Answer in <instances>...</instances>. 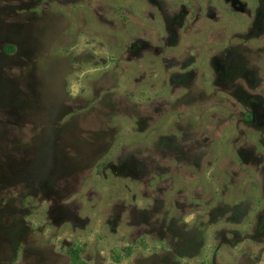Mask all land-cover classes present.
<instances>
[{"label":"rangeland","instance_id":"obj_1","mask_svg":"<svg viewBox=\"0 0 264 264\" xmlns=\"http://www.w3.org/2000/svg\"><path fill=\"white\" fill-rule=\"evenodd\" d=\"M0 264H264V0H0Z\"/></svg>","mask_w":264,"mask_h":264}]
</instances>
